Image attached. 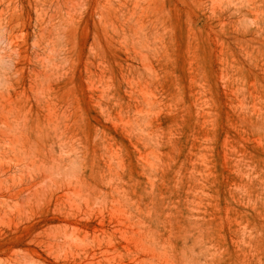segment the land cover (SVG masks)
Segmentation results:
<instances>
[{
	"label": "rangeland",
	"instance_id": "obj_1",
	"mask_svg": "<svg viewBox=\"0 0 264 264\" xmlns=\"http://www.w3.org/2000/svg\"><path fill=\"white\" fill-rule=\"evenodd\" d=\"M0 264H264V0H0Z\"/></svg>",
	"mask_w": 264,
	"mask_h": 264
}]
</instances>
